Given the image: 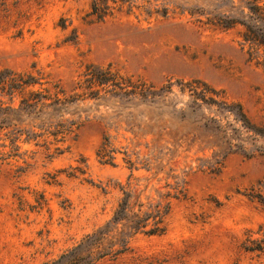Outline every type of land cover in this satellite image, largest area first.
Returning <instances> with one entry per match:
<instances>
[{
  "label": "rangeland",
  "instance_id": "374dc122",
  "mask_svg": "<svg viewBox=\"0 0 264 264\" xmlns=\"http://www.w3.org/2000/svg\"><path fill=\"white\" fill-rule=\"evenodd\" d=\"M89 1L0 0V69L34 64L65 91L88 63H111L156 87L170 81L174 92L177 81L198 79L239 103L260 134L215 113L231 145L177 117L172 136L152 139L90 114L58 150L21 143L18 155H0V264L55 258L110 217L121 185L173 183L169 167L184 195L171 200L163 233L136 234L126 252L97 264H264V250L240 248L264 238V47L244 41L240 24L209 20L241 19L243 0H128L100 21L85 15ZM103 134L112 163L95 156Z\"/></svg>",
  "mask_w": 264,
  "mask_h": 264
},
{
  "label": "trees",
  "instance_id": "16d2710c",
  "mask_svg": "<svg viewBox=\"0 0 264 264\" xmlns=\"http://www.w3.org/2000/svg\"><path fill=\"white\" fill-rule=\"evenodd\" d=\"M130 8L128 0H90L85 14L100 21L121 7ZM241 19L229 14H213L214 25L228 28L240 24L244 41L264 47V0H243ZM243 8L241 9V11ZM167 81L154 86L140 77L120 72L111 63L85 64L71 90L48 78L31 64L28 69H0V155L1 158L18 155L20 144L30 140L62 144L67 135L75 134L90 114L104 122L124 124L126 130L135 134L145 130L144 136L163 139L172 136V119L191 121L209 130L217 138L231 145L228 123L219 116L229 115L241 129L255 131L237 102L227 101L221 90L214 89L198 79ZM181 96L182 101L176 97ZM177 104L179 106L177 107ZM214 112V114H210ZM218 114L219 116L215 115ZM83 116V117H82ZM231 130V129H230ZM238 136V135H236ZM238 140H241L238 137ZM216 143H210V147ZM115 149L103 134L95 150L102 163H112ZM129 167L132 162L127 159ZM145 170H150L148 163ZM163 167H158L154 177ZM170 167L165 182L159 187L150 185L144 178L141 188L126 182L119 187L120 197L110 217L100 226L85 234L80 241L62 251L53 259L41 264H97L103 259H115L129 248L130 239L136 234L159 235L165 230V219L171 200L184 195ZM245 251L264 250V238L247 237L240 243Z\"/></svg>",
  "mask_w": 264,
  "mask_h": 264
}]
</instances>
